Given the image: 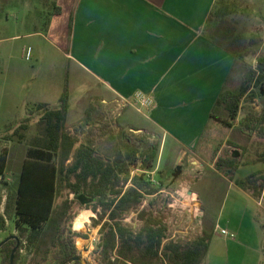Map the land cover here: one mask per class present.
Listing matches in <instances>:
<instances>
[{
	"label": "crops",
	"instance_id": "1",
	"mask_svg": "<svg viewBox=\"0 0 264 264\" xmlns=\"http://www.w3.org/2000/svg\"><path fill=\"white\" fill-rule=\"evenodd\" d=\"M215 2L0 0V33L10 23L8 13L3 23L1 11L49 9L48 14L38 13L37 21L32 17L35 26L44 25L41 30L46 34L35 29L37 31L28 35L48 39L50 46L70 61L68 129L74 133L71 124L79 122L78 127L82 123L83 113L88 110V95L97 99L95 106L109 110L117 106L121 98L131 97L136 91L146 92L155 100L154 107L148 110L149 115L145 114V107L127 106L119 118L124 116L127 125L159 136L158 165L174 170L180 164L183 171L182 156L197 149L235 62L232 54L203 33ZM17 23L22 24V21L17 20ZM9 39V36L0 34V70L3 73L16 71V56L8 44ZM72 77L81 89V96L75 101H72ZM40 93L43 91L33 85L30 109L39 118L43 110L37 112L35 105L47 103L51 108L59 105V102L51 104L43 99ZM5 112L9 113L11 109H5ZM36 134L37 131L33 135ZM191 163V170L197 174L202 175L209 168L218 185L228 186L230 190L235 186L244 199L241 217L230 218L225 227L210 222L207 225L204 221L206 232L211 234L205 264H262L264 202L217 171L215 162L202 163L192 159ZM195 193L198 198V193ZM198 203L202 214L205 213L203 202L199 199ZM212 225L213 230L210 228ZM221 229L234 233L235 237L223 235ZM214 236L222 238L225 247L213 245ZM239 249L249 253L248 261L237 258Z\"/></svg>",
	"mask_w": 264,
	"mask_h": 264
},
{
	"label": "rangeland",
	"instance_id": "2",
	"mask_svg": "<svg viewBox=\"0 0 264 264\" xmlns=\"http://www.w3.org/2000/svg\"><path fill=\"white\" fill-rule=\"evenodd\" d=\"M233 1L228 16L241 38L240 48L244 56L232 68L226 85V92L236 94L249 69H255L258 59L264 57V0ZM1 12L4 14L3 23L7 13L10 23L8 27H3L4 31L0 34L10 37L8 44L16 56L14 64L16 71L14 73H3L0 70V154L4 153L7 158L4 173H0V213H3L6 195L9 190L15 189V183L30 140L38 129V114H34V111L28 113L31 108V89L33 85L40 88L43 91V94L40 93L43 99L51 104H58L61 93L68 85L69 71L72 67L69 59L64 58L54 46H50L48 39L38 35L31 37L28 35L37 31L35 29H39L38 31H42L44 35L46 34V31L41 30L44 25L35 26V21H37L38 13L48 14L49 9ZM32 17L35 18V21ZM17 20L22 21V24H18ZM28 46L32 48V59L29 61L25 59L24 54ZM72 84L74 96L72 101H75L80 98L81 89L73 77ZM88 85L90 84L88 83ZM263 85L264 80L258 86L251 83L248 92L240 102L236 119L230 118L225 105L216 107L215 114L228 119L232 126H227L212 118L194 153L182 156L185 174L182 175V171L173 183L171 181L174 170L168 169L163 164L159 166L158 159L155 163L153 162L151 168L145 170L141 168V158L144 156L147 146L155 144L160 150L161 138L152 135L146 129L127 125L124 123V116L119 118L122 109L129 105L122 106L117 103V106L108 110L104 106H95L97 99H92L88 95L89 97L86 99L87 108L90 112L88 121L92 123L86 124L87 116L84 112L82 123L78 127L79 122L72 123L71 129L80 139V142H93L100 154L113 155L118 149L125 151L128 145L137 149L139 162L136 167L138 168H131L134 175L144 174L155 185L162 184V189L158 193L146 195L142 207L147 205L149 201H154L155 208L160 210L169 226L170 238L189 241L198 235L207 233L204 221L207 225L217 223L219 227H225L230 218L234 220L240 218L244 205L242 193L238 192L235 186H231L233 188L230 190L228 186L218 185L215 176H213L214 173L210 172L209 168H206L205 171L207 172L202 175L191 170L193 167L192 159H198L202 163H214L217 158L223 159L229 156L240 158L241 166L234 174L235 178L245 177L259 170L264 174V162L258 160L259 154L264 151V122L260 123L264 113V102H262L260 94L264 90ZM91 100H94V103ZM8 108L11 109V112L6 113L5 109ZM34 110L38 112V109ZM148 110L144 108L146 115H149ZM25 122L28 123V129L25 132L26 137L20 141L15 131ZM207 173L210 175L205 176ZM195 191L198 193V198ZM66 198H74V193H70L68 189H63L57 196L56 205H59ZM199 199L203 202L202 206H204L205 211L203 214L202 211L197 210L198 208L201 209L198 203ZM258 199L264 202L263 197ZM74 209L76 216L72 222V229L83 235L75 237V241H78L76 243L78 255H81L87 263L95 264L99 255L98 244L101 235L100 225L93 224V219H97L98 214L91 208L79 204H75ZM82 211H91L93 214L87 216L83 228L78 230L74 228V222ZM137 216L138 213L133 211L125 216L124 222L138 228L141 223ZM210 228L213 230V225ZM218 229L217 232H219ZM12 234L17 235V230L14 222L7 219L5 228L0 230V242ZM214 237L213 245L225 247V241L222 238ZM238 252L237 258L239 260L248 261L250 259L246 250L239 249ZM30 259L31 254L23 249L19 262L29 264ZM47 263L49 262L42 264ZM0 264H2L1 257Z\"/></svg>",
	"mask_w": 264,
	"mask_h": 264
},
{
	"label": "trees",
	"instance_id": "3",
	"mask_svg": "<svg viewBox=\"0 0 264 264\" xmlns=\"http://www.w3.org/2000/svg\"><path fill=\"white\" fill-rule=\"evenodd\" d=\"M232 2L216 0L203 33L234 56L235 66L244 53L240 48L241 38L228 16ZM263 80L264 57H261L257 67L249 69L236 94L226 92L224 87L210 118L231 127L228 119L215 114L216 107L225 105L230 118L236 119L240 102L251 83L258 86ZM260 94L263 95L262 91ZM69 99L67 85L58 107L51 108L47 103L35 105L36 109L43 110L37 121V134L30 140L15 189L7 193L3 213H0V230L5 228L7 219L11 220L20 239L14 264H21L19 260L23 249L31 254L29 264L47 261V264H63L78 255L75 237L83 235L72 229L75 204L91 208L98 214L97 219H93V224L100 225L101 235L95 264H205L211 234L203 233L189 241L171 239L169 226L160 210L155 208V202L149 201L142 207L146 195L158 193L162 184L155 185L144 174L132 175L131 168H138L137 149L128 145L125 151L118 149L113 155L100 154L93 142H80L67 126ZM29 111V114L33 112ZM89 115L87 110L86 124L92 123L88 121ZM263 122L264 113L260 120V123ZM27 129L28 123L25 122L15 131L20 141L25 139ZM158 151V145L147 146L141 158L143 170L152 167ZM239 159L230 156L217 158L214 167L255 198L264 199L262 171L234 177L241 166ZM258 160L264 162V151L259 154ZM6 161L5 154H0L1 174ZM63 189L74 193V198H66L56 205L57 196ZM80 195L90 197L92 201L83 204ZM133 211L138 213L141 223L138 228L124 222L125 216ZM15 244V240H10L0 247L2 264H9ZM74 263L82 264L79 261Z\"/></svg>",
	"mask_w": 264,
	"mask_h": 264
},
{
	"label": "built area",
	"instance_id": "4",
	"mask_svg": "<svg viewBox=\"0 0 264 264\" xmlns=\"http://www.w3.org/2000/svg\"><path fill=\"white\" fill-rule=\"evenodd\" d=\"M25 59L26 60H31L32 59V48L28 46L25 49ZM119 105L122 106H139V107H145L146 109H152L155 104L154 97L146 92L143 91H136L131 97L128 98H121L119 100ZM132 175L134 173L132 172ZM221 233L223 235H227L230 237H235V234L232 232L227 231L226 229H221ZM78 241H76L77 243Z\"/></svg>",
	"mask_w": 264,
	"mask_h": 264
},
{
	"label": "water",
	"instance_id": "5",
	"mask_svg": "<svg viewBox=\"0 0 264 264\" xmlns=\"http://www.w3.org/2000/svg\"><path fill=\"white\" fill-rule=\"evenodd\" d=\"M262 94H263L262 95V102H264V91L263 90H262ZM181 173H182V165L178 164L175 167L174 172L172 174L173 179H172L171 183L175 182V180L178 178V176ZM79 199L81 200V202L83 204H87V203L92 201V198L86 197L84 195H80ZM10 240H15L16 241V244H15V246L12 249V252H11V255H10V261H9V264H14V262H15V254H16L17 249L20 246V239H19L18 235H16V234L9 235L5 240L0 242V247L3 246L6 242H8ZM76 261H79L82 264H88L86 261H84V259H83V257L81 255H75V256L69 258L63 264H71V263H74Z\"/></svg>",
	"mask_w": 264,
	"mask_h": 264
},
{
	"label": "bare ground",
	"instance_id": "6",
	"mask_svg": "<svg viewBox=\"0 0 264 264\" xmlns=\"http://www.w3.org/2000/svg\"><path fill=\"white\" fill-rule=\"evenodd\" d=\"M197 210H200L199 208ZM201 211V210H200ZM93 213L91 211H82L80 214L76 217L74 222V228L75 229H82L84 226V220L87 218V216L92 215Z\"/></svg>",
	"mask_w": 264,
	"mask_h": 264
}]
</instances>
